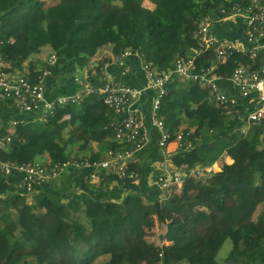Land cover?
<instances>
[{"label": "trees", "instance_id": "1", "mask_svg": "<svg viewBox=\"0 0 264 264\" xmlns=\"http://www.w3.org/2000/svg\"><path fill=\"white\" fill-rule=\"evenodd\" d=\"M146 1L61 0L47 6L40 0H0V55L21 64L49 46L59 59L52 87L74 92L73 74L87 67L106 45L113 47L115 55L127 48L140 49L145 62L167 69L178 48L190 50L199 20L222 2L148 0L153 3L151 8ZM241 59L249 61L248 57ZM237 60L234 56L220 65L224 80L232 75ZM213 61L205 57L200 65ZM61 74L67 83L57 77ZM90 80L99 85L94 77ZM126 81L133 83L136 78ZM97 104L102 112L96 115ZM160 114L172 134L185 124L195 130L193 138H200L192 150L171 155L175 166L210 165L225 154L234 162L223 163L220 171L201 180H187L181 194L174 192L165 200H161L163 191L158 187L147 182L132 185L116 174L105 175L106 185L101 183L99 188L86 170L88 179L82 180L81 189L88 224L66 212L75 197L62 178L46 186L54 207L48 215L35 203H28L26 195L14 191L2 164L36 161L45 154L53 162L99 159L119 146L113 132L105 128L114 113L101 100L86 97L79 104L60 106L45 122L19 116L10 143L0 150V264H93L102 256L108 258L104 264H159L160 251L163 264H221L218 254L228 239L232 249L224 264H264L263 131L254 125L246 133L236 132L242 125L236 115L210 101L208 91L198 83L178 78L162 99ZM11 119L8 116L6 121ZM72 127L80 130L82 141L76 155L63 143L65 130ZM7 134L0 131V137ZM91 140L98 142L97 151L89 149ZM245 159L251 166L243 169ZM18 180L22 182L21 174ZM196 180L198 185H194ZM17 200L23 208L14 212ZM156 220L166 225L170 245L161 248L147 240Z\"/></svg>", "mask_w": 264, "mask_h": 264}, {"label": "built area", "instance_id": "2", "mask_svg": "<svg viewBox=\"0 0 264 264\" xmlns=\"http://www.w3.org/2000/svg\"><path fill=\"white\" fill-rule=\"evenodd\" d=\"M40 1L51 6L61 0ZM229 27L235 31L230 32ZM234 56L238 57L237 66L224 80L219 73L220 65ZM205 57L214 61L200 65ZM243 57H248L249 61L244 62ZM58 60V54L52 51L37 67L25 62L13 63L0 55V131L8 132L0 137V150L10 143L14 126L21 120L19 116L45 122L60 106L79 104L86 97L101 100L108 111L114 113L105 128L113 132L119 146L110 148L99 159L6 162L2 164L4 172L9 175L16 169L21 174L26 195L30 196L72 170L89 171L92 183L106 185L105 175L116 174L139 186L143 174L131 166L137 165L143 153L155 152L160 171L154 185L163 191L161 200H165L173 195L174 188L187 180L206 178L217 170L215 162L176 170L168 157L171 156L167 151L170 143L175 142L178 151H190L195 142L200 141L199 137L193 138L195 130L187 126L181 125L176 134H172L160 114L162 99L176 78L198 83L208 91L210 101L224 108L227 114L236 115L242 123L236 132L246 133L264 119V0H222L216 11L210 10L199 20L190 50L178 48L165 70L145 62L140 49L127 48L114 59L118 77L109 70L111 62L98 63L78 69L73 74L77 90L65 92L52 87ZM129 75L136 78V82H127L125 77ZM91 76L98 80V86L92 83ZM8 116L12 119L7 122ZM164 229V245H158L161 248L169 242L166 225ZM159 257V264H163V251L159 252Z\"/></svg>", "mask_w": 264, "mask_h": 264}, {"label": "crops", "instance_id": "3", "mask_svg": "<svg viewBox=\"0 0 264 264\" xmlns=\"http://www.w3.org/2000/svg\"><path fill=\"white\" fill-rule=\"evenodd\" d=\"M146 5L151 7V8L153 7V3H151L148 0L146 1ZM52 51L53 50H52L51 47L45 46V47H43L41 49V51L39 53L32 54L29 58H27L23 62H25V64L36 65L38 67L39 65H41L44 62V60L47 58V56ZM115 57H116V55H115V53L113 51V47L111 45L103 46L102 48H100L98 50L97 54L93 58H91V60L89 61L87 67H94V66H96V64L102 63V62H111L109 70L113 73V75L118 77L119 76V71H118V69L116 68V66L114 64L115 63L114 62ZM57 77L61 78L63 81H65L64 84L67 83L66 80H65V78H66L65 75L61 74V75H59ZM125 79H130L131 80V77L126 76ZM0 107H2V103H0ZM95 107L99 111L102 110L101 106H95ZM183 127H186V125L184 124ZM98 147H99V145H98L97 141L93 140V141H91V144H89V149L91 151L92 150L93 151H97ZM167 151H168L169 155H172V154L176 153L178 151L176 143L175 142L170 143L169 146H168ZM22 155H23L22 156L23 158L27 157V156H25L26 154H24V153ZM154 155H156L155 152H154V154H152V153H147V154L143 153L142 156L139 158V161H138V163L136 165V167H139V168L142 167V170H139V171H141V174H143V179H142L143 185L147 182V184L149 186H155L154 185V183H155L154 180L156 178V175L160 171V169L158 168L157 161L155 160L156 156H154ZM168 157H171V156H168ZM222 158L225 159L224 161H226L224 163L231 164V163L234 162V160L227 154L222 156ZM49 159L50 158H49V156L47 154H45L44 156L39 157V160H43V161H48ZM221 159H219L218 161H216L214 163L215 167L217 168L216 172L220 171L221 168H222L223 163H222ZM250 166H251V163L249 162L248 167H250ZM176 167H175V169L176 170H180V171L188 169V167H183V168H180V169H179V167H177V168ZM87 173L88 172L86 170H75V171H71L69 173H65L64 176L62 177L64 182H66L71 187V189L73 190V194H74V197H75L72 201L69 202V205L67 206V207H69L68 208L69 212H67V213H72L73 215L76 216V214L79 215L78 212H80V209L83 210V211L86 209L87 202L84 200L85 193L81 189V183H82V180L88 179ZM9 182H12V184L14 185V191L15 192L21 194L22 196L26 195V193H25V191L23 189L22 182H20L18 179H15V180L10 179ZM101 183H103V182H98L97 184L102 185ZM97 184H96V186L98 187ZM115 186H116L115 184L111 185V187H110L111 189L110 190H112ZM47 188L48 187L41 188L35 195H32V196L26 195L25 197H26L28 203L32 204L33 201L36 202V205H37L39 211H41L43 213H46L48 215H51L53 213V211H54V207H53L52 200L49 198L50 194L46 190ZM177 190L178 189H176L175 192H178ZM125 193H126V190H125ZM22 208H23L22 203L19 200H17L15 202V209L17 211H20ZM120 234H122V233H118L117 236L119 237ZM54 239L56 240L57 237H54ZM102 257H104V256H102ZM102 257H99L98 259H100ZM98 259H96V260H98Z\"/></svg>", "mask_w": 264, "mask_h": 264}, {"label": "rangeland", "instance_id": "4", "mask_svg": "<svg viewBox=\"0 0 264 264\" xmlns=\"http://www.w3.org/2000/svg\"><path fill=\"white\" fill-rule=\"evenodd\" d=\"M103 6H106V2L103 3ZM97 106H99V105L97 104ZM101 112H102V110L99 111V110L94 108V113H96V115L97 114H101ZM256 127L259 130H262L263 134H264V119L259 121V122H257L256 123ZM79 134H80V130H76L75 127L68 128L67 130H65L63 143L66 144L67 151L70 152L72 155H76V154L79 153V148H80L79 143L82 144V141L79 140ZM91 141H93V140H91ZM91 141H90L89 144H91ZM221 160H222V163L226 162V161H224L225 159H223V158ZM248 163H249V159H247V160L245 159L241 163V167L243 169L248 168V166H247ZM72 171H75V170H72ZM9 178H11L13 180L18 179V178H20V173L16 169H14L12 171V173L9 175ZM201 179H203V178H201ZM201 179H199V180H201ZM199 180H196V183L194 185H198L197 182ZM97 185H98L99 188L101 187L100 184H97ZM183 187H184V185L183 186L181 185V187L178 186V187L174 188V191H176V189H178L177 190L178 193L181 194L182 191H183ZM33 203L36 204V202H34V201H33ZM68 208L69 207L66 208V212H69ZM16 211L17 210L14 209V212H16ZM84 211L80 209V212H78L79 215L76 214V216L78 217L80 222H82L83 224H88V221H87V219L85 218V215H84ZM164 226L163 225H159L158 221L156 220L155 225L153 226V228L148 231L147 240L150 243H154L155 245H164V244H162L163 243L162 236H163V233L165 232ZM119 237H121L124 240V237H123L122 234H120ZM167 243H168V245H170V242H167ZM231 249H232V242H231L230 239H228L225 242V244L223 245V248L221 249V251L218 254V261L221 264H224V263H226L229 260V255H230ZM107 260H108L107 257H102V258L96 260L93 264H104ZM180 264H186V263H180Z\"/></svg>", "mask_w": 264, "mask_h": 264}]
</instances>
